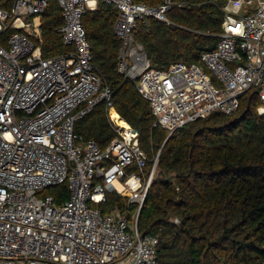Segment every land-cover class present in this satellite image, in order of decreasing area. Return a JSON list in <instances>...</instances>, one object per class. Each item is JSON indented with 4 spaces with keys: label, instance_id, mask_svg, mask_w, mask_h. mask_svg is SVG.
Instances as JSON below:
<instances>
[{
    "label": "built area",
    "instance_id": "1",
    "mask_svg": "<svg viewBox=\"0 0 264 264\" xmlns=\"http://www.w3.org/2000/svg\"><path fill=\"white\" fill-rule=\"evenodd\" d=\"M1 1L10 7H0V35L15 32L7 47L0 44V264H157L159 238L141 234L137 222L159 155L148 168L140 132L112 117L113 92L94 66L83 17L99 2L116 8L118 72L149 103L154 127L172 135L211 115L235 114L253 88L264 115V0L246 13L255 0H229L216 49L200 63L167 68L153 64L136 36L151 19L172 25L169 13L185 2L57 0L63 43L73 50L45 57L41 19L48 1ZM100 104L116 137L105 149L93 140L78 144L76 123ZM62 185L69 199L59 204L45 191ZM108 193L138 206L134 225L119 211L102 212Z\"/></svg>",
    "mask_w": 264,
    "mask_h": 264
},
{
    "label": "trees",
    "instance_id": "2",
    "mask_svg": "<svg viewBox=\"0 0 264 264\" xmlns=\"http://www.w3.org/2000/svg\"><path fill=\"white\" fill-rule=\"evenodd\" d=\"M41 19L45 57L69 53L61 29L65 21L57 0H47ZM185 2L169 13L172 25L155 19L140 26V42L154 65L200 63L203 53L216 49L223 33L224 5L229 0ZM11 2V0H10ZM0 7L9 8L2 2ZM115 7L99 2L83 17L93 63L113 92L120 117L140 132V147L151 162L159 155L154 178L140 211L137 228L159 238L157 264H264V115L258 90L240 99L231 115L214 114L188 124L172 136L154 127L149 103L134 82L118 72L121 43L114 33ZM10 29L0 35L7 47ZM78 144L93 140L105 149L116 137L108 109L98 105L75 125ZM157 174V173H156ZM61 204L69 199L66 185L47 189ZM104 214L119 211L131 223L137 205L116 193L99 204Z\"/></svg>",
    "mask_w": 264,
    "mask_h": 264
},
{
    "label": "bare ground",
    "instance_id": "3",
    "mask_svg": "<svg viewBox=\"0 0 264 264\" xmlns=\"http://www.w3.org/2000/svg\"><path fill=\"white\" fill-rule=\"evenodd\" d=\"M229 25L230 28L236 32H241L242 30L241 24L236 23L234 20H229L228 27ZM111 115L113 118H118V122L122 124L124 128L129 129V125L119 116V114L115 110H112Z\"/></svg>",
    "mask_w": 264,
    "mask_h": 264
},
{
    "label": "rangeland",
    "instance_id": "4",
    "mask_svg": "<svg viewBox=\"0 0 264 264\" xmlns=\"http://www.w3.org/2000/svg\"><path fill=\"white\" fill-rule=\"evenodd\" d=\"M256 5H257V0L254 1V3H253L252 6L250 5V6H249L248 8H246L244 11L242 10L243 13L249 12L251 9L255 8ZM97 7H98V6H97ZM96 9H97V8H96ZM39 22H40V20L37 19L36 23H37L38 25H39ZM159 128H161V127H159ZM164 130H165V129H164ZM166 132L168 133V137H170V136L173 135V134L170 135V132L167 131V130H166ZM157 169H158V168H157ZM157 171H158V170H157ZM156 173H157L156 175L158 176V175H159L158 172H156ZM157 176H156V177H157ZM47 193H48V191L46 190V191H45V194H47ZM128 202H129V201H128ZM129 203H130V202H129ZM142 208H143V207H142ZM137 210H138V206H137ZM136 213H137V212H136ZM133 218H134V219L131 221V224H132V225H134L135 222H136V215H135Z\"/></svg>",
    "mask_w": 264,
    "mask_h": 264
},
{
    "label": "crops",
    "instance_id": "5",
    "mask_svg": "<svg viewBox=\"0 0 264 264\" xmlns=\"http://www.w3.org/2000/svg\"><path fill=\"white\" fill-rule=\"evenodd\" d=\"M117 112V111H116ZM118 113V112H117ZM120 116V115H119Z\"/></svg>",
    "mask_w": 264,
    "mask_h": 264
}]
</instances>
